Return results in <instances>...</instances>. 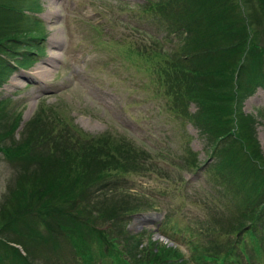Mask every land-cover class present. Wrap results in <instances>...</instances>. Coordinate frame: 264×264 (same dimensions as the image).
Masks as SVG:
<instances>
[{"label":"trees","instance_id":"trees-1","mask_svg":"<svg viewBox=\"0 0 264 264\" xmlns=\"http://www.w3.org/2000/svg\"><path fill=\"white\" fill-rule=\"evenodd\" d=\"M39 7V0H0V84L44 51ZM119 8L145 13L166 31L165 44L149 32L113 40L156 74L175 115L206 137L213 160L203 215L185 224L167 214L159 231L168 242L127 226L132 214L156 208L129 179L175 181L176 167L201 166L192 147L164 164L161 151L124 134L88 133L46 105L17 137L21 110L0 98V153L14 170L0 203V264H264V151L257 117L243 108L264 87V0H144ZM172 35L177 43L168 46Z\"/></svg>","mask_w":264,"mask_h":264},{"label":"rangeland","instance_id":"rangeland-1","mask_svg":"<svg viewBox=\"0 0 264 264\" xmlns=\"http://www.w3.org/2000/svg\"><path fill=\"white\" fill-rule=\"evenodd\" d=\"M143 1L39 0L40 7L34 13L44 21L45 35L39 41L44 51L38 53L37 61L15 66L7 74L0 84V98L9 97L12 108L21 110L17 137L40 106L46 105L55 106L88 133L124 134L140 146L161 151L164 164L175 152L185 154L188 147L197 150L201 166L176 167L175 181L161 176L129 179L131 190L149 197L155 205L149 211L159 213L155 218L153 213L147 216L155 220L149 224L130 217L129 231L135 234L147 231L152 238L168 242L171 240L159 231L167 214L174 217L173 221L185 224L188 219L193 223V218L203 215L206 198L203 189L210 185L206 164L213 156L206 149L207 139L198 127L188 117L175 115L170 108L169 96L159 92L160 87L153 79L156 74L147 70L142 60L126 57L121 45L113 40L119 36L148 38L149 33H154L165 44L166 31L145 13L138 11L135 15L119 8L125 4L138 6ZM120 16L126 21L119 22ZM114 18L117 22L112 28ZM176 43L177 37L172 35L166 45ZM23 49L25 46L20 47ZM243 108L257 117V135L264 151V117L260 113L264 109L263 86L244 98ZM189 109L195 111L196 103H190ZM13 171L0 153V203L12 182Z\"/></svg>","mask_w":264,"mask_h":264},{"label":"water","instance_id":"water-1","mask_svg":"<svg viewBox=\"0 0 264 264\" xmlns=\"http://www.w3.org/2000/svg\"><path fill=\"white\" fill-rule=\"evenodd\" d=\"M153 213H156V212H153ZM147 215H149V213H140V214H137L136 217H140L139 221L141 223H147V224H149V223L153 222V220L149 219L147 217Z\"/></svg>","mask_w":264,"mask_h":264},{"label":"bare ground","instance_id":"bare-ground-1","mask_svg":"<svg viewBox=\"0 0 264 264\" xmlns=\"http://www.w3.org/2000/svg\"><path fill=\"white\" fill-rule=\"evenodd\" d=\"M57 42H58V41H57ZM37 66H38V65H37ZM39 69H40V68H39ZM30 74H31V73H30ZM99 99H100V98H99ZM101 99H102V98H101ZM103 99H104V98H103ZM106 102H108V101H106ZM149 215H150V214H149ZM147 216H148V215H147ZM153 216H154L153 218H155V217L158 216V215H157L156 213H153ZM153 218H152V219H153Z\"/></svg>","mask_w":264,"mask_h":264}]
</instances>
